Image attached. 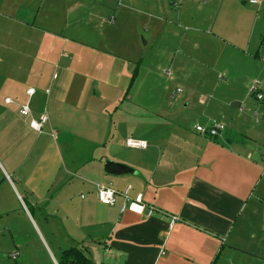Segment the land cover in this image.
Masks as SVG:
<instances>
[{"label":"crops","instance_id":"1","mask_svg":"<svg viewBox=\"0 0 264 264\" xmlns=\"http://www.w3.org/2000/svg\"><path fill=\"white\" fill-rule=\"evenodd\" d=\"M33 2L0 0V64H19L15 104L6 97L2 105L14 104L15 114L28 105L29 117L43 114L47 123L36 132L19 113L0 116L2 145L12 146H0V167L44 245L54 240L47 258L57 262L77 248L91 264H264V0ZM110 6L111 16L122 9L120 23L143 30L146 45L184 48L170 59L171 77L139 68L135 39L129 54L83 42ZM31 62L30 78L47 76L49 84L33 102L32 87L21 91ZM189 78L196 85L172 100ZM255 80L262 101L247 96ZM211 123L225 125L216 139L194 130ZM129 138L147 148H127ZM106 160L135 173L109 175ZM109 184L114 206L96 197ZM127 187L129 198L142 194L154 211L121 213ZM171 217L177 222L169 227ZM50 219L59 221V235Z\"/></svg>","mask_w":264,"mask_h":264},{"label":"rangeland","instance_id":"2","mask_svg":"<svg viewBox=\"0 0 264 264\" xmlns=\"http://www.w3.org/2000/svg\"><path fill=\"white\" fill-rule=\"evenodd\" d=\"M35 1L36 0H34V2ZM72 1L73 0H71V2ZM37 2H39V0H37ZM110 10H111V6L109 10L107 8L106 13L102 18H100L97 21V25H95L93 29L87 28V26L79 27V30H81L82 32L85 27L87 28L85 32V35L87 36L86 41L83 42L95 43L98 41L99 42L98 45L101 46L102 49L106 47V49L108 50L124 52L129 54L130 50L131 51L134 50L133 45L131 46V42L133 41V39H135L136 44H138V48H139L138 53L143 52V54H140L139 68H142V65H148L147 68L150 71L156 73L160 72L164 68L165 70H170L173 75L172 70L173 69L176 70V67L174 64L170 62L171 61L170 59L173 57V54L179 52L178 49L184 51V48L179 44H175L174 42H169L168 44H164L163 40L159 41L157 44L146 45L145 41L146 39L149 38L144 35L142 29L135 30L134 26L133 25L130 26L129 24L128 27H126L124 20L121 23L119 22V15L121 14L122 9H119L116 12L117 14L113 13L114 15L112 16L114 17V19L116 18L117 20H115L113 24H110L109 18L111 16V12L108 13V11ZM137 13L140 12H135L131 14L134 16L136 14L138 17H140V14ZM99 21H101L102 25L98 24ZM260 32L263 36L262 39L264 40V35H263L264 27L260 28ZM99 39L103 41H100ZM165 55L166 58L164 60L166 62L161 64V62H159V58L163 59ZM155 57L158 58V61H153ZM158 63L160 64V68L157 71L156 68L154 69V67ZM190 64H192L193 66V62H190ZM2 65L3 63L0 64V116L7 114L8 111L10 112V114L12 113L11 115L13 116L19 115L18 113L16 114L13 113V111L15 110L14 99L16 98V91H15L16 88L13 85V80L16 79L13 78V72H12L14 67L18 66L19 64H17V62L14 63L13 61L10 62L6 61L5 64L3 65L4 67ZM25 67L23 66V69ZM30 68L32 70L37 69V62H31L30 67L27 65L26 68L27 72L25 73V76H22L23 81H22L21 91L24 94V91H26L27 88L32 87L30 89H33L37 92L36 98L33 97L32 101L30 100L31 102H33L34 100L36 101V99L39 98L38 92L39 91L44 92L45 86L47 85V88H49V84H46L47 76H45L41 80V82L38 81V78H36V81L30 78L29 76ZM193 68L196 69L197 71H200V66L199 67L193 66ZM3 69H4V74H2ZM5 72H9V74L6 73L7 75L5 76ZM53 72L54 71L50 73L51 76L54 74ZM4 76L6 81L5 83H3ZM16 76H18V72L16 73ZM44 80H46L45 84H43ZM153 83L154 81L152 77L149 78L147 84H149L152 87L154 86ZM196 83H197V79L194 78H189L187 82L181 80L178 83L181 89L180 95L187 93L189 91V88H192L194 85H196ZM197 86L201 87L200 84H197ZM173 93L175 92L174 91L171 92L170 97L172 96ZM6 97H9V99H11L14 104L10 106L2 105V102H4V99ZM174 99L175 98H173L172 100ZM26 100L27 98H23V102L21 103L22 104L26 103ZM19 116L21 117V121L23 120L26 122L27 121L30 122L31 117H22L21 115ZM7 137H8L7 131L1 130V123H0V146L1 149H3L2 151L4 152L11 150L12 147L10 145L8 146L6 145L5 147H3L2 143L5 141ZM66 159H68V157H66L65 160ZM58 166H59V162H58ZM4 177L5 176L0 167V264H59L60 262L59 256H58L59 259L57 258L58 259L57 262L52 260L51 258L48 259L46 256V253L49 255L46 246L47 245L50 246L53 250L54 240L52 242L49 238H46L47 245H44L38 232L30 222L33 230L31 229L30 223L22 215V206L20 199L17 197L14 190L11 189L13 191L12 193L10 189L7 187V185L4 182ZM27 208L29 209V211H32V209L28 205ZM48 223L50 225H54L55 232L57 235L61 233V230L58 231V228L60 227V223L58 220L50 219ZM59 238H63V237H59ZM58 244H60L62 247H64L63 249H65V246H63L60 241L58 242Z\"/></svg>","mask_w":264,"mask_h":264},{"label":"built area","instance_id":"3","mask_svg":"<svg viewBox=\"0 0 264 264\" xmlns=\"http://www.w3.org/2000/svg\"><path fill=\"white\" fill-rule=\"evenodd\" d=\"M261 0H249V3L251 4H260ZM109 23H114V17L111 16L109 18ZM164 74L167 77H171L172 73L170 70H165ZM260 82L255 80L252 82L248 89V95L254 97L257 101L263 100V95L259 90ZM34 94L33 89H29L27 91L28 96H32ZM181 94V89H177L175 93L172 94L171 99L176 98L177 95ZM10 100H6L7 103H9ZM18 113L22 117H29L30 116V110L28 105H23L19 108ZM47 123V117L46 115H40L37 119H30L29 125L30 128L36 132H41L45 124ZM194 130L199 133L202 136H205L210 139H216L222 135V133L225 131V125L222 123H211L207 126H200L195 125ZM127 148L130 149H146L147 143L143 140H136L129 138L126 140L125 143ZM130 191V187H127L123 192L122 196L124 197V202L120 207V212H130L132 214H135L137 216H144L146 211L149 213L154 211L152 207H147L144 203L143 195L137 194L134 198H129L128 194ZM116 196L117 192L114 190L111 185H100L96 189V197L97 200L105 205V206H114L116 204ZM177 222L176 217H171L169 220V227H172Z\"/></svg>","mask_w":264,"mask_h":264},{"label":"trees","instance_id":"4","mask_svg":"<svg viewBox=\"0 0 264 264\" xmlns=\"http://www.w3.org/2000/svg\"><path fill=\"white\" fill-rule=\"evenodd\" d=\"M59 264H91L83 252L77 248H69L62 253Z\"/></svg>","mask_w":264,"mask_h":264},{"label":"water","instance_id":"5","mask_svg":"<svg viewBox=\"0 0 264 264\" xmlns=\"http://www.w3.org/2000/svg\"><path fill=\"white\" fill-rule=\"evenodd\" d=\"M103 171L113 176H123L135 173L134 170L127 167L126 165L113 162L111 160L105 161Z\"/></svg>","mask_w":264,"mask_h":264}]
</instances>
